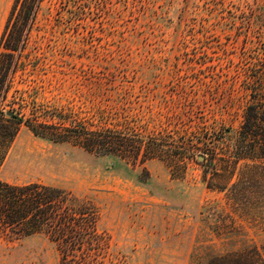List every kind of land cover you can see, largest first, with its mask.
I'll use <instances>...</instances> for the list:
<instances>
[{
  "label": "rangeland",
  "instance_id": "374dc122",
  "mask_svg": "<svg viewBox=\"0 0 264 264\" xmlns=\"http://www.w3.org/2000/svg\"><path fill=\"white\" fill-rule=\"evenodd\" d=\"M12 2L0 0V35ZM263 8L264 0H42L7 98L32 88L36 101L88 107L99 80L107 102L137 113L148 129H221L225 147L252 101ZM202 168L191 159L172 174L160 159L134 165L22 127L0 177L90 198L109 238L100 264H208L260 248L264 209L207 188ZM0 264L61 263L42 236L0 233Z\"/></svg>",
  "mask_w": 264,
  "mask_h": 264
},
{
  "label": "trees",
  "instance_id": "16d2710c",
  "mask_svg": "<svg viewBox=\"0 0 264 264\" xmlns=\"http://www.w3.org/2000/svg\"><path fill=\"white\" fill-rule=\"evenodd\" d=\"M41 1L13 0L0 35V168L11 142L25 127L35 136L96 156H115L134 165L160 159L172 174L183 172L187 161L195 160L203 165L201 180L207 188L226 190L233 204L264 209V33L257 38L251 68L252 101L244 107L229 144L221 147L227 137L221 129L196 126L187 135L170 132L166 125L148 129L137 113L108 103L99 92V80L88 107L36 101L32 88L14 89L7 98ZM259 26L264 30V18ZM195 131L198 134L193 139ZM98 217L95 203L71 189L0 177V233L15 238L44 237L54 246L61 264L102 262L109 238L99 229ZM208 264H264V243L260 248L216 256Z\"/></svg>",
  "mask_w": 264,
  "mask_h": 264
},
{
  "label": "water",
  "instance_id": "95a60500",
  "mask_svg": "<svg viewBox=\"0 0 264 264\" xmlns=\"http://www.w3.org/2000/svg\"><path fill=\"white\" fill-rule=\"evenodd\" d=\"M10 112H7V115H9ZM198 159L201 160L202 159V156H198Z\"/></svg>",
  "mask_w": 264,
  "mask_h": 264
}]
</instances>
